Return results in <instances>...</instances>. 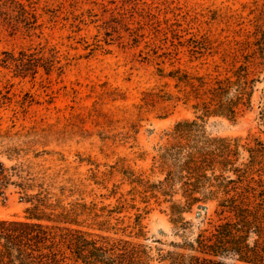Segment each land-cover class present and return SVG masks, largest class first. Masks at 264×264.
Masks as SVG:
<instances>
[{
	"label": "rangeland",
	"instance_id": "374dc122",
	"mask_svg": "<svg viewBox=\"0 0 264 264\" xmlns=\"http://www.w3.org/2000/svg\"><path fill=\"white\" fill-rule=\"evenodd\" d=\"M16 1L36 2L42 29L29 37L0 24V55L43 47L44 56L56 61L52 71L41 68L26 77L0 65V159L9 166L30 164L39 182L54 183V192L66 187L67 202L84 198L113 206L133 196L137 184L129 172L160 179L150 176L151 168L167 131L193 118L190 105L176 99L180 86L165 75L179 66L214 73L217 63L226 73L257 28L264 29V0ZM197 41L206 50L190 61ZM261 77L254 110L237 121L208 119L210 134L264 138ZM21 196L15 186L0 196V219L25 217L28 204ZM135 203L147 226L143 242L156 247L155 240H180L170 203L140 196ZM185 216L192 222L187 235L219 220L214 203Z\"/></svg>",
	"mask_w": 264,
	"mask_h": 264
},
{
	"label": "trees",
	"instance_id": "16d2710c",
	"mask_svg": "<svg viewBox=\"0 0 264 264\" xmlns=\"http://www.w3.org/2000/svg\"><path fill=\"white\" fill-rule=\"evenodd\" d=\"M40 17L34 1L0 3V24L13 33L37 35ZM204 45L197 41L191 46L190 61L204 53ZM42 48L5 50L0 65L25 77L36 76L41 68L50 72L56 60L46 58ZM241 49L242 58L234 59L226 73L217 63L214 73L179 66L165 75L180 86L182 95L176 99L190 105L193 118L167 131L151 168L150 176L160 179L129 172L137 184L130 200L119 198L113 206L84 198L67 202L66 187L54 192V183L39 182L30 164L9 166L0 159V196L15 186L28 204L24 218L0 219V264H264V138L214 136L206 129L212 117L237 121L254 110L264 74V29L258 27L254 40ZM259 108L264 126V96ZM138 196L144 202L170 203L179 241L155 240L159 246L154 247L141 240L147 239V226L135 203ZM210 203L219 220L187 235L192 222L185 214ZM132 209L137 210L134 216H121Z\"/></svg>",
	"mask_w": 264,
	"mask_h": 264
}]
</instances>
